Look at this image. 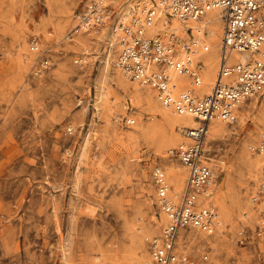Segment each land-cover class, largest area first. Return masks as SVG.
Returning <instances> with one entry per match:
<instances>
[{"label":"rangeland","instance_id":"obj_1","mask_svg":"<svg viewBox=\"0 0 264 264\" xmlns=\"http://www.w3.org/2000/svg\"><path fill=\"white\" fill-rule=\"evenodd\" d=\"M90 1L0 0V264H154L147 238L164 218L152 170L165 167L175 188L169 168L181 166L168 149L182 137L149 89L135 85L138 97L134 83L117 81L107 33L137 0H107V24L84 30L77 14ZM201 26L199 53L204 44L216 50L209 64L206 54L196 58L204 76L211 66L217 72L222 21L212 32ZM262 128L264 92L246 99L221 134L208 133L210 201L221 225L187 233L194 264L204 252L215 264H264L261 215L250 202L264 178L254 149Z\"/></svg>","mask_w":264,"mask_h":264},{"label":"built area","instance_id":"obj_2","mask_svg":"<svg viewBox=\"0 0 264 264\" xmlns=\"http://www.w3.org/2000/svg\"><path fill=\"white\" fill-rule=\"evenodd\" d=\"M215 9L222 21L218 68L209 91H203L196 62L200 35L187 24ZM110 16L107 0H92L77 14L78 26L84 30L104 27ZM125 16L117 18L115 67L149 89L161 106L195 120V125L179 129L181 140L168 149V156L185 172L178 196L172 192L165 167L156 165L152 170L155 202L164 222L158 234L147 238L148 251L154 264H194L186 247L187 233L210 235L221 225L210 201L216 171L204 148L209 124L234 123L242 103L264 92V0H137ZM37 45L36 38L30 40V50ZM232 53L244 55L231 57ZM43 64L49 66L51 61L46 58ZM179 77L188 81H179ZM134 122V118H125L128 125ZM254 149L264 152V128ZM250 202L261 215L256 223V235L261 236L264 178L251 193ZM239 235L243 244L244 230ZM201 260L215 264L208 252Z\"/></svg>","mask_w":264,"mask_h":264},{"label":"bare ground","instance_id":"obj_3","mask_svg":"<svg viewBox=\"0 0 264 264\" xmlns=\"http://www.w3.org/2000/svg\"><path fill=\"white\" fill-rule=\"evenodd\" d=\"M127 13V10H124L123 13L118 17V18H122L125 16V14ZM126 17V16H125ZM124 17V18H125ZM123 18V19H124ZM219 18L221 19V13L219 10L215 9V10H211L209 11L205 16H203L202 18H200L199 20L195 21V22H189L187 24V26L191 29V32L195 33H199L200 35V38H201V33H202V26H201V23H204L206 26L209 27L210 29V32H212V28L214 26V24L219 21ZM204 19V20H203ZM174 25H179L176 21L173 22ZM204 26V25H203ZM83 29V28H81ZM111 30L107 33V37H108V46L110 48H113L116 46V43H117V33H118V29H117V20L116 22L114 23V25L110 28ZM79 30V28L77 29V31ZM204 33V32H203ZM215 48L213 46V44H211L210 46H206V44L202 45V49H201V52L197 54V57L199 55H202V54H206L207 55V59L204 60V64H209L210 61H212L210 59L209 61V58H212L215 55ZM233 56H241V54L239 53H232L231 54V57ZM213 59V58H212ZM118 78H117V81L120 83V84H125V85H128L126 82L127 80L129 82H132L134 83V86L135 85H138L135 81H132L130 80L124 73H122V71H120L118 69ZM203 77V84L199 87V89L203 90V91H209L211 85L213 84L214 80H215V77H216V73H215V70H214V67L211 66V68L208 70V72L206 74H204ZM139 86V85H138ZM128 87V86H127ZM135 89V93L136 95L139 97L140 96V92H138V87H134ZM103 90V88H102ZM103 93V92H102ZM142 97L144 94H141ZM163 107V106H162ZM162 115L163 117L166 119V121H168L167 123H170L171 125H176L178 127L177 129V134H179L180 132V128L181 127H184V126H193L195 125V120L192 119L191 117L189 116H182V115H179L177 114L176 112H174L171 108H165L163 107L162 108ZM229 123H226V122H222V121H212L210 122L209 124V127H208V133H211V135H219L221 134V130L224 129V127L228 126ZM176 131V130H175ZM207 133V135H208ZM182 137V136H181ZM207 137V136H206ZM178 138V137H177ZM260 156L261 157H264V152L260 153ZM260 159V158H259ZM258 159V161H259ZM261 161V160H260ZM180 170H174V169H170L169 168V176L171 178V181L174 182L175 184V191L174 189L172 188V192L175 194V196H178L179 194V190H181V186L182 183H183V176H184V173H183V168H179ZM179 191V192H178ZM196 235V234H195ZM200 236H204L203 233L201 234H198ZM189 236V235H188ZM202 238V237H201ZM200 238V239H201ZM208 238V237H207Z\"/></svg>","mask_w":264,"mask_h":264}]
</instances>
